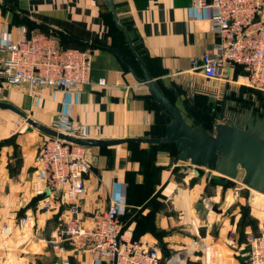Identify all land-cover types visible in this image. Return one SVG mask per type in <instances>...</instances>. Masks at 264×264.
I'll use <instances>...</instances> for the list:
<instances>
[{
  "label": "crops",
  "instance_id": "0c3cea01",
  "mask_svg": "<svg viewBox=\"0 0 264 264\" xmlns=\"http://www.w3.org/2000/svg\"><path fill=\"white\" fill-rule=\"evenodd\" d=\"M192 1L115 3L155 78L173 79L193 93L221 96L226 90L236 91L264 102V91L248 86L240 65L229 67L224 78L212 81L192 69V61L201 59L218 40L210 30L211 8L195 10ZM110 13L105 0H0V46L30 35L45 22L61 32L69 46L83 44L94 52L93 83L81 91L0 82V101L65 132H71L74 122H81L83 137L147 136L154 129L157 110L147 88L135 81L112 50L118 49L136 66ZM100 79L106 84H98ZM19 116L0 108V264H98L99 259L88 252L70 248L62 254L53 245L68 218V205L63 196L50 195L40 180L35 158L49 136L23 125ZM148 150L146 143L87 148L94 166L85 175L86 189L80 195L83 211L104 210L113 198L129 222L127 229L137 239L156 244L164 264L176 253L185 256V264L244 262L243 251L228 244L231 230L237 236L243 230L242 190L237 195L238 186H228L216 180L214 173L189 164L169 167L173 156L168 151H160L154 164H149L143 160ZM45 198L51 200L50 208H43ZM255 216L264 230V211ZM22 217L29 218L30 225L21 226ZM6 226L9 234L4 232ZM250 231L247 226L245 233ZM196 240L204 247L191 252Z\"/></svg>",
  "mask_w": 264,
  "mask_h": 264
},
{
  "label": "built area",
  "instance_id": "2783aa9c",
  "mask_svg": "<svg viewBox=\"0 0 264 264\" xmlns=\"http://www.w3.org/2000/svg\"><path fill=\"white\" fill-rule=\"evenodd\" d=\"M192 7L211 8L210 30L218 37L201 59L192 61V69L212 81L224 78L229 67L240 65L248 86L264 91V0H193ZM93 61L92 48L65 47L52 34L36 30L0 46V82L81 91L93 83ZM98 84L105 85L106 80L100 79ZM55 129L63 131L60 127ZM71 129L66 133L82 136L81 122H74ZM35 160L41 171L40 180L49 194L63 196L68 205V218L52 241L62 254L71 248L94 255L99 259L98 264H164L156 244L133 238V232L124 227L122 211L113 198H109L104 210L83 211L80 195L86 189L85 175L94 166L87 147L48 137ZM235 193L239 195V187ZM50 206L51 200L45 198L43 208ZM30 223L27 217L20 220L23 227ZM4 232L9 234L10 227L6 226ZM228 244L243 251L244 262L264 264V230L249 232L243 244H239L237 232L231 230ZM203 247L204 243L196 240L195 248L190 251ZM165 262L185 264L186 261L182 253H176Z\"/></svg>",
  "mask_w": 264,
  "mask_h": 264
},
{
  "label": "water",
  "instance_id": "95a60500",
  "mask_svg": "<svg viewBox=\"0 0 264 264\" xmlns=\"http://www.w3.org/2000/svg\"><path fill=\"white\" fill-rule=\"evenodd\" d=\"M105 2L117 28L123 33L129 48L138 60L142 74H138L118 50H112L128 66L135 81L147 88L152 101L159 104L168 115L170 120L165 135L111 139L83 137L44 125L28 117L11 103L0 101V108L14 111L24 117L28 124L49 137L87 148L113 147L129 142L172 143L176 146L178 154L176 157H171L169 167L185 163L197 168L213 170L218 181L228 184H236L242 174L244 185L264 194V107L258 104L256 107H245L234 103L233 108L214 111L213 130H206L191 110L196 93L186 91L173 79L155 78L149 71L144 57L136 48L132 34L120 18L115 0H105ZM165 90L172 92L175 99H170Z\"/></svg>",
  "mask_w": 264,
  "mask_h": 264
},
{
  "label": "trees",
  "instance_id": "16d2710c",
  "mask_svg": "<svg viewBox=\"0 0 264 264\" xmlns=\"http://www.w3.org/2000/svg\"><path fill=\"white\" fill-rule=\"evenodd\" d=\"M111 16H112V14H111ZM111 16H110V19H111L112 25L116 29V31H118L119 35L123 39V41H124L128 51H129L131 57H133V60L135 61L136 66H134L131 62H129V64L132 66L133 69H135V70L137 69V71H141V73H142V70H141V67H140V64H139L138 60L136 59V57L134 56L133 52L129 48L123 33L117 28V26H116V24H115V22L113 20V16H112V18H111ZM124 24H125L126 28L130 31V29L128 28V26L126 25L125 22H124ZM39 30L44 31L46 33H50L53 36H59L62 40H65V38L61 35V32H59V31H57L55 29H52L50 27V25H48L45 22H43L41 24ZM74 40H76V39H74ZM76 41H79V39H77ZM64 42L68 43L69 41H64ZM135 45H136V48L138 49V51L140 52V54L142 55V52L139 49L138 45L137 44H135ZM65 47H74V46H65ZM78 47L83 48V49L87 48V46H84L83 44H79ZM116 50H118V49H116ZM144 59H145V57H144ZM145 61H146V59H145ZM146 63H147V61H146ZM165 92H166L167 96L170 99H175V95L172 92L167 91V90H165ZM231 97H233L235 100H237V104L238 105H242V106H245V107H253V106L256 107V105L258 104L261 107H264V102L263 101L257 100L256 98H252L251 95H249V97L247 98V97H243V94L241 92L232 91L231 92ZM152 102L154 103V105L156 107V110H157V119H156V123H155V125L153 127L154 129L147 136L162 137L166 133V126H167V124H168L170 119H169L168 115L162 110V107L159 104H157L154 101H152ZM191 110L193 111V113L197 117L198 121L206 128V130H209V131L213 130L212 129V124H213V116H212V114L213 113L210 112L211 111V107H210V104H209V96L208 95L203 94V93H196L194 104L191 107ZM220 110L221 109L218 106L216 111H220ZM127 144H130V145L132 144L133 145V144H141V143H139V142H129ZM100 148H109V147H100ZM160 151H168V152L171 153V155L173 157H176L177 154H178L176 146L174 144H172V143H168V144H149V150H148V152H145V154L143 155V158H144L143 160L146 161L149 164H154L156 156H157V154ZM224 184H226L228 186H234L235 185V184H228V183H224ZM122 220H123V223H124V227L127 228L128 225H129V222H127V220L125 219V217L123 215V212H122ZM257 221H258V219H257ZM240 226L243 227V230H240V235H238L239 244H243L245 242V237L248 234V233L247 234L245 233V229H246L247 226H250L252 228V231H250V232L260 233L262 231L259 228L258 224L251 223L249 221L244 222V217H243L242 220H240ZM133 238L137 239V237H136V235H134V233H133Z\"/></svg>",
  "mask_w": 264,
  "mask_h": 264
},
{
  "label": "rangeland",
  "instance_id": "374dc122",
  "mask_svg": "<svg viewBox=\"0 0 264 264\" xmlns=\"http://www.w3.org/2000/svg\"><path fill=\"white\" fill-rule=\"evenodd\" d=\"M55 38L57 39V41L61 45L69 46V43L64 42L67 40H62L59 36H55ZM212 87H214V86H212ZM226 91H224V92H226ZM227 93L230 95L229 101H233L232 103L236 102V104H237V100H235L233 97H231V92L228 91ZM206 95L209 96V102L210 101H217V100L221 99V97H222V96L215 95L214 93H211V94L209 93ZM227 108H233V106H231V107L229 106ZM19 119L22 121L23 125H27L28 127H32L30 124H28V122L26 121V119L24 117L19 116ZM55 128H57V126ZM205 170L210 171V172L215 174V171H213V170L204 169V171ZM235 185L238 186L240 188V190H242L241 195H240V198L242 199V204L239 206L240 214L242 215L241 220L244 217V222L249 221L251 223L258 224L257 217L255 215H258L260 213V211H264V194L259 193L257 191H254V190L248 188L246 185H244L242 183V174L238 177Z\"/></svg>",
  "mask_w": 264,
  "mask_h": 264
},
{
  "label": "flooded vegetation",
  "instance_id": "af4514ba",
  "mask_svg": "<svg viewBox=\"0 0 264 264\" xmlns=\"http://www.w3.org/2000/svg\"><path fill=\"white\" fill-rule=\"evenodd\" d=\"M228 91L224 92L221 96V99L217 100V101H210L209 104H210V107H211V113H213L214 111L217 110L218 106L219 108L222 110V109H225L227 107H231L233 106L234 103H232L233 101H229V97L230 95L227 93ZM195 100V99H194ZM236 109H238V107H235Z\"/></svg>",
  "mask_w": 264,
  "mask_h": 264
}]
</instances>
